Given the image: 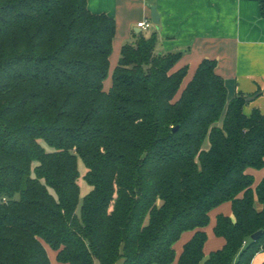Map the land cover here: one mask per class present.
<instances>
[{
	"label": "trees",
	"instance_id": "trees-1",
	"mask_svg": "<svg viewBox=\"0 0 264 264\" xmlns=\"http://www.w3.org/2000/svg\"><path fill=\"white\" fill-rule=\"evenodd\" d=\"M88 4L0 0V264H53L51 250L57 264H252L264 114L229 98L216 60L187 81L156 34L122 46L107 88L117 25ZM79 159L92 188L81 206ZM224 203L226 243L206 257Z\"/></svg>",
	"mask_w": 264,
	"mask_h": 264
},
{
	"label": "crops",
	"instance_id": "crops-1",
	"mask_svg": "<svg viewBox=\"0 0 264 264\" xmlns=\"http://www.w3.org/2000/svg\"><path fill=\"white\" fill-rule=\"evenodd\" d=\"M88 3L92 13L115 19L117 36L113 48L118 42L121 51L137 35L149 38L156 34L157 54L182 53L176 68L189 67L187 81L204 59L216 60L229 98L238 94L247 100L253 98L247 102L245 114L249 116L254 109L264 114V0H88ZM152 7L157 10L159 24L153 23ZM143 21L151 23L149 30L138 28ZM248 173L255 179V190L264 179V168L249 169ZM220 215L233 217L232 204L224 203L209 214L206 257L226 243L214 232ZM193 235L194 232L185 233L175 245L177 256ZM55 257L53 264H57ZM263 263L264 251L256 255L252 264Z\"/></svg>",
	"mask_w": 264,
	"mask_h": 264
},
{
	"label": "rangeland",
	"instance_id": "rangeland-1",
	"mask_svg": "<svg viewBox=\"0 0 264 264\" xmlns=\"http://www.w3.org/2000/svg\"><path fill=\"white\" fill-rule=\"evenodd\" d=\"M126 44H132V43H126ZM115 45H116V47H115ZM115 45L113 48V54L111 56L112 57V59H111V72H110V76L107 80L108 82L106 83L107 88H110L111 81H112V73L118 64L119 57H120V50L118 51V46H119L118 42H116ZM208 147H210L209 142L206 141L204 148L207 149ZM78 168H79V172H80L79 185H80V206H81L84 197L91 191L92 188L87 184L86 180L84 179V176L87 173V168H86L85 164L83 163V161L80 159L78 161ZM80 206H79V209H80ZM49 254H50L52 261H54L55 253H53V251L51 250V251H49Z\"/></svg>",
	"mask_w": 264,
	"mask_h": 264
},
{
	"label": "water",
	"instance_id": "water-1",
	"mask_svg": "<svg viewBox=\"0 0 264 264\" xmlns=\"http://www.w3.org/2000/svg\"><path fill=\"white\" fill-rule=\"evenodd\" d=\"M152 20L154 21L153 22L154 24H157V23L159 24V15L155 7H152ZM251 100H253V98H248L247 102ZM263 234H264V231L256 232L255 234L252 235L251 239L253 241H258L262 237Z\"/></svg>",
	"mask_w": 264,
	"mask_h": 264
},
{
	"label": "built area",
	"instance_id": "built-area-1",
	"mask_svg": "<svg viewBox=\"0 0 264 264\" xmlns=\"http://www.w3.org/2000/svg\"><path fill=\"white\" fill-rule=\"evenodd\" d=\"M138 28H141V29L147 31L151 28V23H149L147 21H143V22L138 24Z\"/></svg>",
	"mask_w": 264,
	"mask_h": 264
}]
</instances>
